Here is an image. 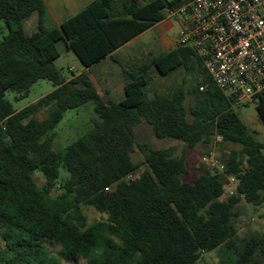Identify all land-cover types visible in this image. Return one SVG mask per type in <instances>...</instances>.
Listing matches in <instances>:
<instances>
[{"label":"trees","instance_id":"16d2710c","mask_svg":"<svg viewBox=\"0 0 264 264\" xmlns=\"http://www.w3.org/2000/svg\"><path fill=\"white\" fill-rule=\"evenodd\" d=\"M186 2L95 0L61 27H49L45 0H0L8 31L0 26V264H62L50 245L61 246L75 263L197 264L205 253L220 251L222 264H264V237L242 238L237 229L244 200L264 205V144L193 48L178 46L141 66H125L121 102L102 96L89 71L67 79L58 66L60 43L87 68L110 56L116 60L117 50ZM34 15L38 30L28 35L25 23ZM180 68L202 78L195 105L187 106L184 86L147 95L153 71L169 77ZM42 80L54 90L16 110L7 93L22 100ZM90 102L100 121L65 150H55V131L66 113ZM254 102L264 123V92ZM142 124L159 139L190 149L222 136L241 150L229 155L223 173L207 170L191 183L184 180L190 174L187 155L140 144ZM137 147L148 149V168L129 180L141 169L133 159ZM62 167L70 177L55 194ZM37 173L45 177L42 187ZM232 178L237 190L224 199ZM85 207L104 218L91 223Z\"/></svg>","mask_w":264,"mask_h":264},{"label":"rangeland","instance_id":"374dc122","mask_svg":"<svg viewBox=\"0 0 264 264\" xmlns=\"http://www.w3.org/2000/svg\"><path fill=\"white\" fill-rule=\"evenodd\" d=\"M95 0H85V3H81L76 6L78 11H82L85 8L86 3H90ZM143 4L149 3L151 0H140ZM69 11H64L63 13H58L57 17L63 20L69 19L72 12V7ZM36 16V15H34ZM34 18L28 21L27 31L28 33H34L38 30V22L34 21ZM168 18L171 19L175 25L170 31L164 34L163 38L160 40L155 31H150L149 33L142 36L130 47L125 49L124 55L128 56V62H124L123 54H119L117 60L113 63V67L119 72H124V67L139 66L141 62L136 57H139V53L143 51L145 44H150L158 54L167 53L173 50L172 47L166 46L165 44L171 42L175 44L178 37L182 31V23L179 19L173 17L170 13ZM49 27H56L57 20L56 16L50 15L48 19ZM0 26L5 29L7 33L6 24L4 21L0 20ZM0 39H3V35H0ZM147 47V46H146ZM60 49L62 50V56L58 60V66L63 70L64 76L67 79H72L74 75L80 74L84 70L83 63L78 58V56L72 52L66 50V45L60 43ZM146 57V55H144ZM150 59V58H149ZM147 57L144 58L146 62ZM144 62V61H143ZM144 62V63H146ZM137 63V64H135ZM202 81L200 75L193 71L188 72L185 68H180L174 72L169 77H162L155 71L152 72V82L147 87V95L150 98H154L158 94H171L178 88L184 86L188 91L187 106H193L197 102V89ZM54 90V84L47 80H42L35 84L29 96L22 100H17V94L13 91L7 93V98L14 104L16 110L20 111L28 107L31 104L38 102L43 97H46ZM237 113L240 115L242 121L251 129L256 139L264 144V123L261 121L257 105L254 101H248L240 104L236 107ZM41 118H45L46 114L41 113ZM100 119L95 111V104L90 102L80 109L70 110L66 113L64 120L60 123L56 129V139L54 143V149L57 151H63L71 144L79 140L81 137L89 133L99 122ZM138 142L140 144H147L149 148L156 149H167L170 150L172 155L176 157H182L187 155V163L190 170V174L184 177L185 181L193 183L199 175L210 170L209 164L205 163L204 158L206 156L215 154L221 164H225L229 155L234 151H240L241 146L235 144H225L224 142H218L215 138L211 143H201L197 148L190 149L184 143H181L173 139H159L153 132V129L148 124H142L138 128ZM147 150H143L139 147L136 148V152L133 155V159L136 163L141 165V169L135 174V177H139L147 168L146 155ZM70 173L65 168L61 169V178L59 180L58 187L56 188L55 194H60L62 192L61 184L69 179ZM36 180L40 187L45 184V177L41 173H37ZM238 183L234 182L232 184V189L227 190L224 199L229 198L232 192L237 188ZM86 215L88 216L91 223L100 221L104 218V215L98 212L95 208L85 207ZM237 229L240 237H249L252 235H258L264 237V205L254 206L246 200H244L240 205V215L237 219ZM52 253L57 256L62 264H88V261L82 260L79 263H75L63 254L62 247L56 245L49 246ZM197 264H222L220 251H214L211 253H205L202 259Z\"/></svg>","mask_w":264,"mask_h":264},{"label":"built area","instance_id":"2783aa9c","mask_svg":"<svg viewBox=\"0 0 264 264\" xmlns=\"http://www.w3.org/2000/svg\"><path fill=\"white\" fill-rule=\"evenodd\" d=\"M170 14L182 23L178 46L195 50L228 97L240 105L264 92V0H187ZM204 161L214 174L226 169L213 153Z\"/></svg>","mask_w":264,"mask_h":264},{"label":"crops","instance_id":"0c3cea01","mask_svg":"<svg viewBox=\"0 0 264 264\" xmlns=\"http://www.w3.org/2000/svg\"><path fill=\"white\" fill-rule=\"evenodd\" d=\"M47 7H48V19L50 15L56 16L57 20V27H61L62 23L66 20L60 19L57 17L58 13H63L64 11H69L70 7H72V12L74 15H71V17L77 15L79 12V9L76 8V6L80 5L81 3H85V0H45ZM87 2V0H86ZM94 2V1H92ZM92 2L86 3L85 8L88 7ZM84 8V9H85ZM34 18V21L38 22L39 17L38 15L32 16L29 20L26 21L25 23V30L28 35H32L33 33H28L27 31V23L31 19ZM70 17V18H71ZM175 25L171 21L170 18H167L165 21L162 23L157 24L155 27L147 31L146 33L138 36L134 40H132L130 43L125 45L124 47L120 48L117 50L112 56L115 58L118 57L119 54H123L125 52V49L130 47L133 43H135L138 39H140L142 36L145 34L149 33L150 31H155L157 33L158 38L161 40L163 38V42H166V39H164V34L170 31L172 28H174ZM37 32V30L35 31ZM34 32V33H35ZM179 38V37H178ZM147 46V47H146ZM169 46L172 47L173 50L178 47V39L177 42L173 45L171 42H168L165 44V47ZM139 57H136L135 59L138 58V60L141 62L139 66L144 64L146 62L144 58L147 57V60H151V58L155 55H160L156 53L155 49L150 45V44H145V47L143 48V51H141L139 54ZM146 55V57L144 56ZM128 56L123 54V60L124 62H128L129 59H127ZM117 60V59H116ZM113 59V57H108L107 59L103 60L101 63L97 64L96 66L92 68H87L84 66V70L81 72H86L89 71L91 73V76L95 82L96 87L99 89L100 93L102 96H104L108 100H113L117 102H121L126 98V77L124 73L119 72L117 69L113 67V63L116 61ZM144 61V62H143ZM137 64V63H135ZM137 66V65H136Z\"/></svg>","mask_w":264,"mask_h":264}]
</instances>
